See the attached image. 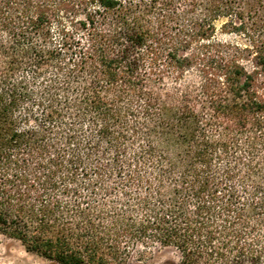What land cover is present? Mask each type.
Here are the masks:
<instances>
[{"label":"trees","instance_id":"16d2710c","mask_svg":"<svg viewBox=\"0 0 264 264\" xmlns=\"http://www.w3.org/2000/svg\"><path fill=\"white\" fill-rule=\"evenodd\" d=\"M0 235L264 264V0H0Z\"/></svg>","mask_w":264,"mask_h":264},{"label":"rangeland","instance_id":"374dc122","mask_svg":"<svg viewBox=\"0 0 264 264\" xmlns=\"http://www.w3.org/2000/svg\"><path fill=\"white\" fill-rule=\"evenodd\" d=\"M216 36L226 41H239V37L231 33L217 32ZM179 253L171 247L137 246L127 264H177ZM0 264H55L34 253L24 250L21 244L6 236L0 235Z\"/></svg>","mask_w":264,"mask_h":264}]
</instances>
